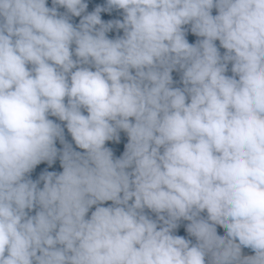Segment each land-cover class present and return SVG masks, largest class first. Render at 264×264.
Masks as SVG:
<instances>
[{
    "label": "clouds",
    "instance_id": "9594fccd",
    "mask_svg": "<svg viewBox=\"0 0 264 264\" xmlns=\"http://www.w3.org/2000/svg\"><path fill=\"white\" fill-rule=\"evenodd\" d=\"M0 264H264V0H0Z\"/></svg>",
    "mask_w": 264,
    "mask_h": 264
},
{
    "label": "trees",
    "instance_id": "16d2710c",
    "mask_svg": "<svg viewBox=\"0 0 264 264\" xmlns=\"http://www.w3.org/2000/svg\"><path fill=\"white\" fill-rule=\"evenodd\" d=\"M103 18H110V17L105 15ZM110 35H112V33H110ZM195 39H196V37L192 35L190 42H194ZM121 136H122V140L119 144H113L112 142H109V146L114 147L116 155H119L120 152L123 151V143L126 142V136H124L123 133H121ZM57 146L59 147V144ZM44 168H48L49 171H51V170L59 171L60 170L59 162L56 161V163H54L51 167L47 166L46 163H42V164L38 165L36 170L32 173V178L35 179L39 175V172L41 170H43ZM220 230L223 231V228H220ZM245 251L250 252V250H245Z\"/></svg>",
    "mask_w": 264,
    "mask_h": 264
}]
</instances>
